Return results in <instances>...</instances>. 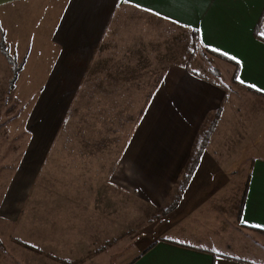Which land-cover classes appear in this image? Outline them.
Here are the masks:
<instances>
[{
  "label": "crops",
  "instance_id": "1",
  "mask_svg": "<svg viewBox=\"0 0 264 264\" xmlns=\"http://www.w3.org/2000/svg\"><path fill=\"white\" fill-rule=\"evenodd\" d=\"M263 11L264 0H0V45L20 64L16 85L45 66L42 85L22 93L32 100L25 124L29 136L8 172L0 220L17 221L96 53L106 47L107 38L112 42L117 34H129L121 55L114 51L113 59L99 61L101 73L117 78L125 69V53L134 60L132 66L138 57L152 60V54H164L159 55L161 64L145 62L130 73L135 84L141 77L142 84L155 86L143 92L140 121L110 177L127 180L134 194L153 201L149 196L158 194L153 189L164 187L165 181L176 183L190 164L195 166L176 206L144 237L148 246L126 264H264V152L254 151L251 144L264 140V104L251 129L249 120L241 125V150L231 144L224 151L215 136L200 152L197 135L205 120L230 113L225 90L189 69L185 58L186 43L188 51L198 44L226 58L234 56L242 62L237 76L245 82L236 79L237 85L264 97L248 87L264 89V19L262 40L254 35ZM171 52L172 62L164 58ZM10 66L0 48V83L10 80ZM107 93L113 92L100 95L108 101L121 98L117 93L110 99ZM249 110H240L243 117ZM251 153L256 155L248 159Z\"/></svg>",
  "mask_w": 264,
  "mask_h": 264
},
{
  "label": "rangeland",
  "instance_id": "2",
  "mask_svg": "<svg viewBox=\"0 0 264 264\" xmlns=\"http://www.w3.org/2000/svg\"><path fill=\"white\" fill-rule=\"evenodd\" d=\"M114 37L117 40L110 42L111 37L107 38L106 47L102 45V51L93 58L51 150L37 171L17 221L0 220V264H126L148 246L149 239L144 237H150L148 232L153 225L160 224L172 211L184 172L176 183L165 181L164 187L153 189L158 192L149 196L155 198L153 201L143 194H134L127 180L110 177L114 162L140 121L146 103L142 95L155 86L142 84L141 77L135 84V76L130 73L146 63L161 64L159 55L164 54L156 52L152 60L138 57L137 65L132 66L134 60L125 53V69L119 70L117 78L109 77L108 73L100 72L99 61L103 64L104 59H113L114 51L121 55V50L130 42L129 34L124 38L120 34ZM120 44L123 45L115 47ZM105 49L110 51L105 53ZM164 58L175 60L172 52ZM185 58L187 64L190 63L189 69L209 77L225 90L230 113L219 120L216 116L205 120L197 136L204 141L209 132L207 143L217 136L221 142L219 147L227 149L224 151H230L231 144L241 150V125L245 126L249 120L248 128H252L264 97L247 93L238 86L235 65L206 53L198 44L189 51L185 44ZM44 67L34 74H26L25 83L16 85L15 82L11 88L13 70L10 66V80L0 83V198L10 175L8 172L11 173L19 161L29 136L25 124L32 100L23 98V90L42 85ZM108 91L113 92L107 93L110 99L117 93L121 98L108 101L100 95ZM134 94L138 99H133ZM243 107L250 108L246 117L240 111ZM135 111L137 114L133 115ZM251 144L254 151L264 152V140H254ZM195 145L196 142L193 147ZM254 155L244 156L250 159Z\"/></svg>",
  "mask_w": 264,
  "mask_h": 264
},
{
  "label": "trees",
  "instance_id": "3",
  "mask_svg": "<svg viewBox=\"0 0 264 264\" xmlns=\"http://www.w3.org/2000/svg\"><path fill=\"white\" fill-rule=\"evenodd\" d=\"M263 19H264V11H263V14H262V16H261V19L259 20L257 26H256L255 29H254V35H255V37H257V38L260 39V40H262V39L260 38V36H259V33H260V25H261ZM198 38H199V37H197V35H196V36H195V41L199 42V39H198ZM0 48H1V50H2L3 55L5 56V58L7 59V61L9 62V64H10L11 67H12V70H13V77H12V79H11V88H12V86L14 85V83H15L16 80H17L18 72H19V70H20L21 67H20V65H17V64H16V61H15V60H14V59L8 54V52L6 51V47H5L4 44L1 43ZM205 50H206V53L211 54V55H214V56H217V57H219V58H221V59H223V60H225V61H227V62H229V63H231V64H233V65H235V67H236L235 76L237 75L238 70H239V66H238L234 61H232V60H230V59H228V58H226V57H224V56H222V55H220V54H217V53H214V52H212V51H209V50H207V49H205ZM214 124H215V121L212 123V125H214ZM208 135H209V132L206 134V138L204 139V141H202L201 139H199V141H198V144H200V152H201L202 149H204V148L206 147V145H207V140H206V139H208ZM194 166H195L194 163L190 164L188 172H187V173H184V175L182 176V179H181V181H180V183H179V186H178V194H177V198H176L175 201L172 203L171 208H174V207L176 206L177 201H178V198L181 196V194H182L184 188L187 186V184H188V182H189V179H190L189 175L192 174V170H193ZM19 243H20V242H19ZM26 247H28V246H26ZM28 248H29L31 251H34L33 248H32V249H31V247H28Z\"/></svg>",
  "mask_w": 264,
  "mask_h": 264
},
{
  "label": "snow or ice",
  "instance_id": "4",
  "mask_svg": "<svg viewBox=\"0 0 264 264\" xmlns=\"http://www.w3.org/2000/svg\"><path fill=\"white\" fill-rule=\"evenodd\" d=\"M124 2H129V0H124ZM155 14H156L157 16L160 15V13H158V12L155 13ZM165 18L168 19V17H165ZM200 31H201V30H200L199 28H196V29H195V33H196V34H199ZM200 42H201L202 46H204V47H208V45L204 43V41H203L202 38L200 39ZM212 51L215 52V51H217V49L213 48ZM228 58L231 59V60H233L237 65H240V64L242 63L239 59H237V58L234 57V56H232V57H228ZM236 79H237V81L240 82L241 84H244V83H245L243 80L240 79L239 76H237ZM248 87H250V88H255L256 91L264 93V89L256 88L255 85H248ZM241 223H245V224H246L247 222L242 220ZM256 227H261V226H256Z\"/></svg>",
  "mask_w": 264,
  "mask_h": 264
}]
</instances>
